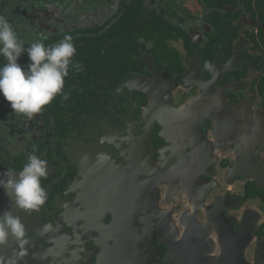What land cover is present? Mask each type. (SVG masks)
<instances>
[{
  "label": "flooded vegetation",
  "instance_id": "1",
  "mask_svg": "<svg viewBox=\"0 0 264 264\" xmlns=\"http://www.w3.org/2000/svg\"><path fill=\"white\" fill-rule=\"evenodd\" d=\"M0 15L26 47L71 35L85 67L32 119L0 95V173L31 154L49 168L39 212L3 189L0 212L52 239H9L0 264H60L63 243L97 259L113 203L94 213L90 172L106 199L124 188L145 207L156 264H264V0H0Z\"/></svg>",
  "mask_w": 264,
  "mask_h": 264
},
{
  "label": "clouds",
  "instance_id": "2",
  "mask_svg": "<svg viewBox=\"0 0 264 264\" xmlns=\"http://www.w3.org/2000/svg\"><path fill=\"white\" fill-rule=\"evenodd\" d=\"M25 53L29 61L26 66L19 62ZM76 55L73 37L67 34L54 44L40 39L26 47L9 19L0 15V57L6 61L0 65V95L14 113L32 119L58 96L62 101L69 100L65 84L70 71L85 70L84 65L75 60ZM204 67L212 70L210 64ZM48 175L46 159L31 154L19 172L7 169L0 173V189L17 208L39 212L48 199L42 184ZM9 239L16 241L21 252H26V246L31 242L21 217L6 209L0 212V246L7 244Z\"/></svg>",
  "mask_w": 264,
  "mask_h": 264
},
{
  "label": "water",
  "instance_id": "3",
  "mask_svg": "<svg viewBox=\"0 0 264 264\" xmlns=\"http://www.w3.org/2000/svg\"><path fill=\"white\" fill-rule=\"evenodd\" d=\"M88 166H90V161ZM91 180L92 174L90 172L86 180L88 184L87 191L93 195L99 194V197L105 203H94L92 205L94 213L96 211L108 213L106 209L109 208L108 205L113 203V216L112 223L108 226L98 220L97 232L93 229L91 233L99 251L96 255L97 259H94L90 264H156L155 255L157 249L154 252L152 251L155 246V240L152 229L146 228L145 207L132 201L123 206V202L127 201L123 200L124 188L114 189L112 198L106 199L104 192L107 188L104 185L94 187L91 184ZM138 191H141V189ZM36 222L31 221L33 224ZM137 222L142 228L137 225ZM45 231L46 229L42 227L33 235L30 236L29 234L31 241L29 245L43 247L44 243L51 242V238L44 236ZM62 249L60 264H81L83 262L82 254L79 253V250L75 251L76 255L72 253V258H70L68 255L69 244L63 243ZM223 264L228 263L223 261Z\"/></svg>",
  "mask_w": 264,
  "mask_h": 264
}]
</instances>
